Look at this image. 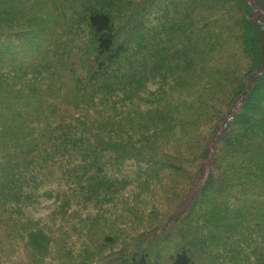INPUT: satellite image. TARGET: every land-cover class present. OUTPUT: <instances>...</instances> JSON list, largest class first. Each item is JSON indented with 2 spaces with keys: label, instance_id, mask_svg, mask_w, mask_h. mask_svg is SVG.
I'll return each mask as SVG.
<instances>
[{
  "label": "trees",
  "instance_id": "16d2710c",
  "mask_svg": "<svg viewBox=\"0 0 264 264\" xmlns=\"http://www.w3.org/2000/svg\"><path fill=\"white\" fill-rule=\"evenodd\" d=\"M0 264H264V0H0Z\"/></svg>",
  "mask_w": 264,
  "mask_h": 264
},
{
  "label": "rangeland",
  "instance_id": "374dc122",
  "mask_svg": "<svg viewBox=\"0 0 264 264\" xmlns=\"http://www.w3.org/2000/svg\"><path fill=\"white\" fill-rule=\"evenodd\" d=\"M97 230L100 231V227H98Z\"/></svg>",
  "mask_w": 264,
  "mask_h": 264
}]
</instances>
